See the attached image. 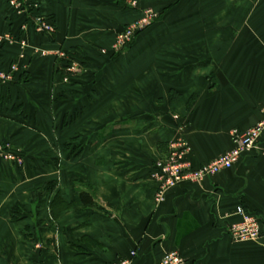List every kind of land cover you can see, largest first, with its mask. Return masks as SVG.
<instances>
[{
  "label": "crops",
  "instance_id": "1",
  "mask_svg": "<svg viewBox=\"0 0 264 264\" xmlns=\"http://www.w3.org/2000/svg\"><path fill=\"white\" fill-rule=\"evenodd\" d=\"M29 1L55 30L21 31L0 0V37L27 41L0 43V71L18 67L0 79V144L22 157L0 158V264H110L132 251L130 264H159L171 250L188 264H264V157L160 199L151 178L178 139L199 167L261 118L264 0L179 1L121 53L115 35L173 0ZM239 205L260 216L258 240L230 237Z\"/></svg>",
  "mask_w": 264,
  "mask_h": 264
},
{
  "label": "built area",
  "instance_id": "2",
  "mask_svg": "<svg viewBox=\"0 0 264 264\" xmlns=\"http://www.w3.org/2000/svg\"><path fill=\"white\" fill-rule=\"evenodd\" d=\"M8 15L19 16L23 18L21 31L25 32L31 28L35 33L51 36L55 28L46 15L39 11L36 3L29 0H6ZM156 14L150 9H144L138 19L128 23L125 28L116 34L112 49L118 50L129 43L135 35L145 29L153 22ZM16 37V38H15ZM17 42L21 48L27 46V41L22 36L17 38L13 33H7L0 37V43ZM41 54L45 52L41 51ZM59 57L66 58L63 52L58 53ZM17 64L12 63L9 71H0V79L11 80L12 73L17 71ZM78 70L76 63L71 62L68 71ZM232 146L230 149L219 154L209 162L193 167L186 156L190 152V146L184 138L178 139L170 144L169 152L164 158L154 162L151 178L158 184L157 196L161 198L163 192L173 188L181 183H196L207 176L217 174L223 170L230 169L237 165L243 155L253 153L255 156L264 157V105L261 108V118L245 131L236 129L231 132ZM0 158L21 163L22 157L9 144H0ZM239 217L238 221L230 224L229 235L235 242H250L258 240L262 235V221L260 216L252 211L246 210L242 205L237 206L235 210ZM135 252L132 251L129 257L120 258L110 264H130ZM159 264H188L177 251L171 250L162 254Z\"/></svg>",
  "mask_w": 264,
  "mask_h": 264
},
{
  "label": "rangeland",
  "instance_id": "3",
  "mask_svg": "<svg viewBox=\"0 0 264 264\" xmlns=\"http://www.w3.org/2000/svg\"><path fill=\"white\" fill-rule=\"evenodd\" d=\"M184 2V3H188V0H173V1H170V3H168L166 6H165V8H162V10L160 11V10H155V9H153L152 7H151V9L150 10H152L153 12H155V14H156V17H155V19L153 20V22H151V24H153V23H155V22H160V21H163V20H166V19H172V17H173V13H174V10L178 7V2ZM132 5H134V2H132ZM147 9V8H146ZM144 10V9H143ZM142 12V11H141ZM140 15H141V13H140ZM140 17V16H139ZM138 17V18H139ZM137 18V19H138ZM133 22V21H132ZM131 23V22H130ZM128 24V23H127ZM126 24V25H127ZM150 24V25H151ZM125 25V26H126ZM149 25V26H150ZM125 26H124V28H125ZM149 26H147L146 28H148ZM145 28V29H146ZM145 29H143V30H145ZM142 30V31H143ZM121 31V30H120ZM119 31V32H120ZM142 31H140V32H138L136 35H135V37L129 42V43H127V44H125L124 46H123V48H121V49H118V50H114V49H112V47H111V50H112V52H116V53H121L128 45H130L133 41H134V39L136 38V36L138 35V34H140ZM116 36V35H115ZM96 195V194H95ZM135 252V251H134Z\"/></svg>",
  "mask_w": 264,
  "mask_h": 264
},
{
  "label": "trees",
  "instance_id": "4",
  "mask_svg": "<svg viewBox=\"0 0 264 264\" xmlns=\"http://www.w3.org/2000/svg\"><path fill=\"white\" fill-rule=\"evenodd\" d=\"M47 16V15H46ZM22 18V17H21ZM47 18L52 22L53 24V19L49 16H47ZM23 19V18H22ZM54 25V24H53ZM79 196H80V199L82 201V203L84 205H91L93 204L92 202H94V196H93V193L92 192H89V191H84V190H80L79 191ZM23 211V207L19 204H16L12 207L11 211H10V215H11V218L12 220H17L21 217V212Z\"/></svg>",
  "mask_w": 264,
  "mask_h": 264
}]
</instances>
